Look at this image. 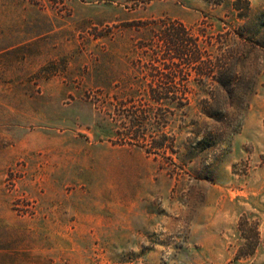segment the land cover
Returning <instances> with one entry per match:
<instances>
[{"label":"rangeland","instance_id":"1","mask_svg":"<svg viewBox=\"0 0 264 264\" xmlns=\"http://www.w3.org/2000/svg\"><path fill=\"white\" fill-rule=\"evenodd\" d=\"M0 264H264V0H0Z\"/></svg>","mask_w":264,"mask_h":264},{"label":"trees","instance_id":"2","mask_svg":"<svg viewBox=\"0 0 264 264\" xmlns=\"http://www.w3.org/2000/svg\"><path fill=\"white\" fill-rule=\"evenodd\" d=\"M130 1H133L137 4L139 3L148 4L152 0H130ZM243 29L244 27H241V30ZM231 34H233L235 38L234 42L237 41L239 43L242 41L244 43H247V40L244 38L243 33L231 32L230 35ZM189 36H190L189 30L185 26H181L180 28L177 29L170 28L167 31H165L164 35L161 37V40L164 41V43H166L165 48L167 52H169L167 56H169V58L171 57V59L178 58L184 64L198 63L200 65H203L202 67H199L198 75L201 76L207 75L206 72L207 70H209L210 73L208 75L213 74L214 75L213 77H215L217 83H219V85L222 86L223 90L227 94L234 95L237 90L235 89V87L237 86V83H235V81L238 80V77L234 76L236 74L229 71V69H224V66L226 64L217 66L216 64H213V62L211 61L205 62L203 58L204 55L202 53V49L200 48V46L196 44V42L192 39V37ZM228 53H230V51ZM220 61H222V58L220 59ZM215 66L217 68H215ZM172 71H174L173 73L178 74V70H172ZM182 73L188 76V74H185L184 71H182ZM184 92L186 93V90H184ZM186 105H188V107H191V104H186ZM227 107L218 108L217 111H214L215 105L207 101L205 109L203 108V114L205 116H228L227 114H230L231 111H235L239 109V111H241L239 115H241L242 113L243 114L245 113V111L249 107V103L246 104L242 102L240 104L229 103ZM189 143H190L189 144L190 149H194L195 147H197V143L194 142L193 140L190 139ZM256 239H257L256 242L258 243V238Z\"/></svg>","mask_w":264,"mask_h":264}]
</instances>
